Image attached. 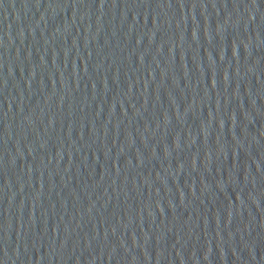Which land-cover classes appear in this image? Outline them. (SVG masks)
<instances>
[{"label":"water","instance_id":"water-1","mask_svg":"<svg viewBox=\"0 0 264 264\" xmlns=\"http://www.w3.org/2000/svg\"><path fill=\"white\" fill-rule=\"evenodd\" d=\"M0 264H264V0H0Z\"/></svg>","mask_w":264,"mask_h":264}]
</instances>
